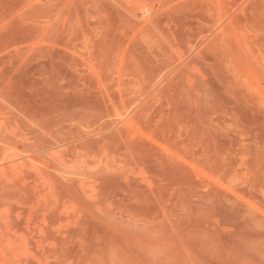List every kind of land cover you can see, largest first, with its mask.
Instances as JSON below:
<instances>
[{
	"label": "rangeland",
	"instance_id": "obj_1",
	"mask_svg": "<svg viewBox=\"0 0 264 264\" xmlns=\"http://www.w3.org/2000/svg\"><path fill=\"white\" fill-rule=\"evenodd\" d=\"M0 264H264V0H0Z\"/></svg>",
	"mask_w": 264,
	"mask_h": 264
}]
</instances>
